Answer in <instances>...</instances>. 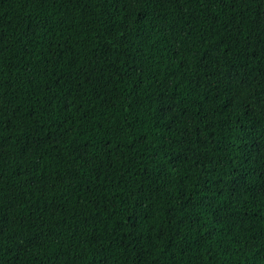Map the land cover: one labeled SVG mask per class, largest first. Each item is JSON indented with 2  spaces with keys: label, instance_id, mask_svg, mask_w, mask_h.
<instances>
[{
  "label": "trees",
  "instance_id": "16d2710c",
  "mask_svg": "<svg viewBox=\"0 0 264 264\" xmlns=\"http://www.w3.org/2000/svg\"><path fill=\"white\" fill-rule=\"evenodd\" d=\"M0 264H264V0H0Z\"/></svg>",
  "mask_w": 264,
  "mask_h": 264
}]
</instances>
